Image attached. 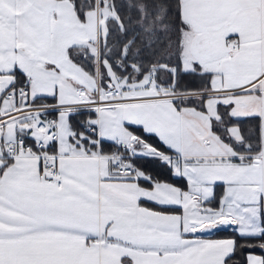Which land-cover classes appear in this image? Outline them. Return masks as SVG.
I'll use <instances>...</instances> for the list:
<instances>
[{
  "label": "snow or ice",
  "instance_id": "snow-or-ice-1",
  "mask_svg": "<svg viewBox=\"0 0 264 264\" xmlns=\"http://www.w3.org/2000/svg\"><path fill=\"white\" fill-rule=\"evenodd\" d=\"M0 264H264V0H0Z\"/></svg>",
  "mask_w": 264,
  "mask_h": 264
},
{
  "label": "trees",
  "instance_id": "trees-1",
  "mask_svg": "<svg viewBox=\"0 0 264 264\" xmlns=\"http://www.w3.org/2000/svg\"><path fill=\"white\" fill-rule=\"evenodd\" d=\"M257 252H259V250H257Z\"/></svg>",
  "mask_w": 264,
  "mask_h": 264
}]
</instances>
